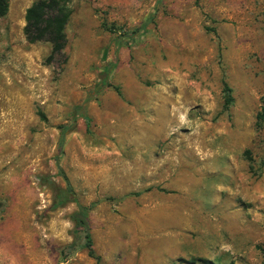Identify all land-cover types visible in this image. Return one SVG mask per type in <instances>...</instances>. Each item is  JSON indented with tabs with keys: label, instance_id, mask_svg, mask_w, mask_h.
I'll list each match as a JSON object with an SVG mask.
<instances>
[{
	"label": "rangeland",
	"instance_id": "obj_1",
	"mask_svg": "<svg viewBox=\"0 0 264 264\" xmlns=\"http://www.w3.org/2000/svg\"><path fill=\"white\" fill-rule=\"evenodd\" d=\"M34 1L0 16V264H264V0H64L50 61Z\"/></svg>",
	"mask_w": 264,
	"mask_h": 264
},
{
	"label": "trees",
	"instance_id": "obj_2",
	"mask_svg": "<svg viewBox=\"0 0 264 264\" xmlns=\"http://www.w3.org/2000/svg\"><path fill=\"white\" fill-rule=\"evenodd\" d=\"M8 5V0H0V16L7 13ZM70 14L71 9L64 0H35L25 10V25L23 27V33L27 41L30 43L45 40L51 44V51L46 59L48 61L52 60L56 55H59L65 47V25ZM138 30L141 31L143 28H139ZM124 35H127V33L123 32L116 38L117 45L122 43V37ZM114 67L115 62L104 67L98 76V81L90 91V98L100 93L106 87H112L119 96L122 95L120 87L113 85L109 81L110 74ZM224 92V107H228L232 103V96L231 88L226 83H224ZM88 100L89 98L84 101V105L82 106L83 111ZM81 115L85 118L86 123H88L89 119L87 115L85 113H81ZM258 119L260 120V123L264 122V105L262 106L261 112L258 114ZM64 132L65 131H62V136L64 135ZM59 173L64 179L66 185L65 187H57L54 189L52 207H61L68 202L76 203L77 208L71 214V219L74 223V238H80L83 242V246L87 249L88 256L92 257L97 263H100L101 257L95 252L90 232V207L85 206L78 201L63 170L59 169ZM126 195H132V193ZM203 262L206 264H213L210 260H203Z\"/></svg>",
	"mask_w": 264,
	"mask_h": 264
}]
</instances>
